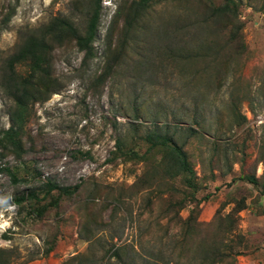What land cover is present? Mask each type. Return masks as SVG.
<instances>
[{
    "label": "rangeland",
    "instance_id": "374dc122",
    "mask_svg": "<svg viewBox=\"0 0 264 264\" xmlns=\"http://www.w3.org/2000/svg\"><path fill=\"white\" fill-rule=\"evenodd\" d=\"M134 1L101 0L86 64L73 41L56 46L60 90L30 106L22 157L4 153L22 181L0 172V249L10 264H264V0L218 16L228 0H162L129 27ZM95 5L0 0V133L7 60L55 17L84 32ZM153 131L186 143L195 191L155 158H114L119 139L144 154ZM46 180L82 187L30 218L13 198Z\"/></svg>",
    "mask_w": 264,
    "mask_h": 264
},
{
    "label": "trees",
    "instance_id": "16d2710c",
    "mask_svg": "<svg viewBox=\"0 0 264 264\" xmlns=\"http://www.w3.org/2000/svg\"><path fill=\"white\" fill-rule=\"evenodd\" d=\"M162 0H135L131 6V13L127 19L129 27L133 25L132 18L139 12L145 11L150 5ZM224 7L217 9L218 13H230L231 5H235L233 0H228ZM101 16V0H96V5L89 15L87 26L81 32L70 18L55 17L45 27L28 37L6 63L3 71L2 87L4 92L12 101L10 110L12 126L0 133V172L9 174L14 184H18L22 179L18 176V171L11 166L4 165L5 152L13 153L20 159L24 153L22 132L29 117V108L38 102L48 100L52 95L60 90L58 79L53 73V54L56 46L73 41L80 52L84 53L83 63L94 58V42L96 40ZM26 65L25 75L18 73L17 67ZM148 145L147 151L141 154L139 151L127 150L124 143L119 139L116 144L114 158H127L136 161H151L156 159L157 168L161 171L166 180H175L181 177L184 183L195 191L197 189V173L191 162L186 143L178 142L176 137L166 132L153 131L144 138ZM186 142V141H185ZM157 156V157H156ZM249 181L258 185L255 178ZM82 185L61 186L51 180H46L38 187L25 190L19 196L13 198V203L19 207L28 206L27 214L30 218L40 220L52 208H58L60 201L66 197H74L79 193ZM264 194V185H262ZM196 208H198V201ZM184 203L180 205V209ZM192 209L187 221V228L193 229L190 219L196 212ZM245 208V202L239 207ZM197 215V213H196ZM192 220V219H191ZM0 264H10L6 257V251L0 249Z\"/></svg>",
    "mask_w": 264,
    "mask_h": 264
}]
</instances>
